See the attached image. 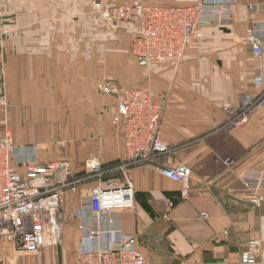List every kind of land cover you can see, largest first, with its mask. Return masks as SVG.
I'll list each match as a JSON object with an SVG mask.
<instances>
[{
  "label": "crops",
  "instance_id": "crops-1",
  "mask_svg": "<svg viewBox=\"0 0 264 264\" xmlns=\"http://www.w3.org/2000/svg\"><path fill=\"white\" fill-rule=\"evenodd\" d=\"M91 2L0 0V28L8 32L0 70V140L7 126L21 154L37 147L38 163L68 160L81 176L86 161L95 157L106 171L104 183H133L135 207L117 212L113 226L105 218L97 245L134 235L145 264H243L248 242L259 239L255 264H264V205L250 202L238 178L246 167L264 169V102L243 126L231 123L243 95L264 97V83H255L258 63L248 42L253 33L264 35V0H238L227 24L198 26L182 61L153 63L149 81L128 56L136 24L113 25L121 31L118 40L62 37L94 29L93 19L91 24L79 19L93 17ZM102 70L124 77L128 86H147L164 105L160 134L171 147L169 154L113 171L126 160L124 128L112 122L116 99L95 89ZM226 158L235 166H226ZM180 163L192 169L187 197L180 183L159 171ZM97 185L88 181L65 197L60 245L20 255L1 236L0 259L7 258L5 264H75L83 241L80 191Z\"/></svg>",
  "mask_w": 264,
  "mask_h": 264
},
{
  "label": "built area",
  "instance_id": "built-area-1",
  "mask_svg": "<svg viewBox=\"0 0 264 264\" xmlns=\"http://www.w3.org/2000/svg\"><path fill=\"white\" fill-rule=\"evenodd\" d=\"M237 1L200 0L195 5L178 6L135 0L130 4L108 7L103 15L140 24L132 41V50L140 65L168 62L177 65L196 36L197 27L227 24L233 19ZM248 42L258 63L255 83L261 86L264 83V35L253 33ZM100 90L103 95L116 97L113 123L124 128L126 160L117 169L125 172L130 167L152 163L171 152L160 134L162 103L156 102L145 90L128 88L113 80L102 82ZM263 102V96L244 95L240 110L231 123L235 127L243 126L253 108ZM27 151L31 150H25L23 154L18 151L12 131L6 129L0 140V237H5L17 254H36L46 246L60 245L64 235L65 197L76 192L82 184L98 179L97 186L80 191L83 206L78 216L82 221L83 241L74 254L75 264H145V255L137 246L134 235H118L109 245L95 243L105 232V218L113 226L117 212L135 207V189L131 181L104 183L102 175L106 171L95 157L86 161L84 174L76 176L70 161L38 163L35 152L30 155ZM223 162L228 167L235 166L230 158ZM159 171L180 183L182 196H188L192 176L188 165H164ZM238 178L250 196V202L257 208L262 207L264 169L246 167L238 173ZM202 216L206 214L202 213ZM260 248V240H250L241 253V263L255 264ZM7 261V258L0 259L1 264Z\"/></svg>",
  "mask_w": 264,
  "mask_h": 264
},
{
  "label": "rangeland",
  "instance_id": "rangeland-1",
  "mask_svg": "<svg viewBox=\"0 0 264 264\" xmlns=\"http://www.w3.org/2000/svg\"><path fill=\"white\" fill-rule=\"evenodd\" d=\"M133 1L135 0H132V1H126V0H121V1H104V0H92L91 2V7H90V14H92L93 17H90V18H86V16H82V17H79L80 20H87V22H89L90 24L92 23V19H93V28L94 29H90V30H82V31H78V32H75V33H70V32H66V33H62V37H64L65 39H69L70 40V35L76 37V39L80 40V41H86V40H94V43H96L97 40H102V41H107L109 39L111 40H118L121 38L120 36V30L119 28L117 27H114L113 25H116L118 22L119 23H134L138 26V32H139V26L140 24L138 22H135V21H125V20H122V19H117V18H113V17H107V16H104L103 15V12L108 8V7H114V6H120V5H124V4H130L132 3ZM144 3H147V4H153V3H159V4H167V5H195V4H198L200 0H197L195 1L194 3L192 2V4H177V3H170V2H167L165 0H140ZM91 16V15H90ZM88 17V15H87ZM100 19V21H99ZM83 21H80V22H83ZM109 28V29H108ZM96 29V30H95ZM108 29V30H107ZM138 32L136 33V35L138 34ZM7 35H8V32L5 31V30H2L0 28V70H2L3 66H4V62H5V55H6V48H5V41H6V38H7ZM133 36L131 38V41L129 43V51H128V56L132 57L134 60H135V63L137 65V67L139 68V70L143 73V79H145V81H149L150 80V69H151V65L149 66H142L140 65V63L138 62V59L137 57L135 56L133 50H132V41L133 39L136 37ZM125 38V37H124ZM95 46V44H94ZM96 50V49H95ZM99 76L97 77V79L95 80V89L100 93L102 94L100 91V84L102 82H104L105 80H113V81H117L118 83H120L122 86H125V87H128V88H138V89H141V90H145L147 91L148 93H150V89L149 88H146L147 86L144 87V85L142 86L141 84L137 87V86H128L127 83H126V80L124 77H116L115 75H113V73L111 71H103L100 72L98 74ZM103 95V94H102ZM151 95V93H150ZM103 96H112V95H103ZM152 96V95H151ZM115 99L116 97L113 96ZM243 97L244 95L241 97V101H243ZM153 98V96H152ZM117 101V99H116ZM164 113V111H163ZM116 114V112H115ZM114 114V115H115ZM113 115V117H114ZM112 122H113V118H112ZM114 128L118 127L116 126L114 123ZM6 129H10L12 131L11 128L9 127H5V132H6ZM13 133V131H12ZM5 135V133H4ZM14 135V134H13ZM3 138V137H2ZM15 142V141H14ZM16 145V144H15ZM170 147V146H169ZM28 149H31V153L36 154V157H37V147L34 145V146H31L29 147ZM171 149V147H170ZM38 159V157H37ZM117 167L113 169V171H117ZM106 173L102 175V179H104ZM94 181L96 180V182L98 181V179H93ZM69 209H67L68 211ZM65 215H66V209L64 211ZM259 240V239H258ZM262 245V244H261ZM261 250V248H260ZM260 253V251H259Z\"/></svg>",
  "mask_w": 264,
  "mask_h": 264
}]
</instances>
